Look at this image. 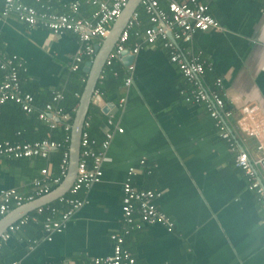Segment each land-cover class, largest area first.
Returning <instances> with one entry per match:
<instances>
[{
    "label": "crops",
    "instance_id": "crops-1",
    "mask_svg": "<svg viewBox=\"0 0 264 264\" xmlns=\"http://www.w3.org/2000/svg\"><path fill=\"white\" fill-rule=\"evenodd\" d=\"M44 1L61 14H72V3L80 5V16L96 11L89 0ZM197 1L208 5L209 14L219 27L197 32L191 42H179V47L188 57H199L205 67L201 84L207 90L218 91L228 110L237 112L252 105L264 114V0ZM27 2L34 4L32 0ZM3 4L4 0H0V50L23 61V88L39 93L62 88L75 73L71 66L82 46L78 37L29 27L14 16L4 18ZM160 6L167 10V1ZM145 25L141 19L140 30L150 26ZM102 43L97 38L92 41L95 47ZM95 57L96 53L93 60ZM87 59L84 57L81 63L86 82V63L91 61ZM131 64L135 68L130 86L123 82L113 94H103L98 89L107 70L121 67L128 76V66L122 59L111 67L105 66L96 87L95 97L103 100L100 103L96 98L97 103L91 104L95 105L93 124L102 133V138L96 140L103 141L110 117L113 140L106 152L102 178L80 192L85 205L60 233H52L51 241L44 227L37 225L41 215L9 240L0 239L4 247L0 262L93 264L97 258L111 256L110 236L123 227L122 188L129 168L135 167L133 184L138 189L161 193L155 203L174 222L172 232L160 225H143L126 238V248L136 264H264V204L256 191L250 190L244 172L236 167V153L220 137L217 121L206 103L186 101L195 85L170 62L169 50L161 42L142 44ZM218 79L222 81L220 88L216 85ZM118 128L123 132L119 133ZM233 134L252 159L260 156L255 140L237 131ZM45 161L29 158L11 165L0 159V193L16 189L25 199L29 198L33 195L32 181L46 167L42 166ZM92 164L89 160L90 167ZM35 201L13 206L0 221ZM38 205L22 217L35 214ZM22 217L12 220L6 229Z\"/></svg>",
    "mask_w": 264,
    "mask_h": 264
},
{
    "label": "built area",
    "instance_id": "built-area-1",
    "mask_svg": "<svg viewBox=\"0 0 264 264\" xmlns=\"http://www.w3.org/2000/svg\"><path fill=\"white\" fill-rule=\"evenodd\" d=\"M130 0H89L88 3L96 7V11L90 18L80 16V6L78 3L71 4L72 14H58L52 11L51 5L44 0H32L34 4H29L27 0H4L2 17L14 16L18 21L29 27H41L50 32L61 35L65 33L75 34L81 42V52L75 58L71 66L73 72L80 69L84 57L91 58L96 53L93 46V39L104 41L110 35V30L117 19L122 15ZM167 10L161 8L159 0H142L140 6L149 17L150 26L143 31L140 30L141 17L137 10L130 17L125 29L119 36L114 49L109 54L105 66L111 67L117 60H122L130 36L134 34L137 42L131 48V55L134 57L142 49V44L153 45L161 42L163 47L169 50L170 62L175 64L182 76L195 85L196 89L191 91L186 97L187 102L206 103L210 115L217 121L220 137L227 141L230 150L236 153L235 165L242 170L248 178L250 190L256 191L260 200L264 204V114L261 110L252 105L242 107L239 111H232L226 108V102L221 94L216 90H207L200 81V77L205 72V67L199 57H188L179 47V42L189 43L197 32H206L219 27L218 22L209 14L208 5L197 0H189V3H180L176 0H166ZM135 66L131 64L127 67V77L125 85L132 83V73ZM24 71V63L16 55L6 56L0 50V72L2 82L0 83V113L8 102H14L21 106L27 114L35 111V99L31 93L25 92L21 86L20 73ZM217 88L222 86L221 79L216 82ZM183 93V91H182ZM188 93H186L187 95ZM54 101H62V92H53ZM124 102V99L121 101ZM40 120L45 121L51 128H55V122L60 119L59 110L49 103L45 110L38 114ZM64 120L68 119L63 115ZM234 120L235 122L230 121ZM113 124L110 117L104 128V140L98 142L92 138L86 127L81 138L80 160L77 167L75 181L70 188V194L74 198L65 199V196L58 198L60 202L66 201L68 211L57 213L55 208L49 206L51 203L37 208L35 214L23 216L0 235L1 241L9 240L12 235L21 231L29 223L37 221V215L45 216L44 229L49 241L52 240V233H60L66 226L70 218L85 205L84 199L77 198V195L89 188L92 184L98 183L103 176V164L107 160L106 152L111 146L113 132L109 130ZM119 133L123 129L118 128ZM234 131L241 133L246 138L255 140L257 151L260 154L256 159H252L248 152L241 149L239 142L235 138ZM71 139V132L70 137ZM69 139V140H70ZM63 144L50 139L34 143H11L0 141V159H27L41 158L47 160L50 153ZM99 148L96 152L95 149ZM89 160L93 161L89 166ZM70 164V147L64 151L62 161L59 166V173L54 174L49 166L41 169L40 176L32 181L33 195L25 199L16 189L1 191L0 193V218L9 214L13 206H21L24 202L35 201L51 192L52 185L61 186L68 175ZM140 164L145 165V160ZM135 167L129 168L128 178L122 188L121 211L123 227L120 232H115L110 236L113 242V254L111 256L97 258L93 264H136V260L126 248V238L131 233L143 225H160L168 232L174 230V222L163 213L155 203L156 198L161 196L151 189H138L132 182V176L136 174ZM65 199V200H64ZM57 216V218L55 217ZM142 223V225H136ZM17 264V263H12Z\"/></svg>",
    "mask_w": 264,
    "mask_h": 264
},
{
    "label": "trees",
    "instance_id": "trees-1",
    "mask_svg": "<svg viewBox=\"0 0 264 264\" xmlns=\"http://www.w3.org/2000/svg\"><path fill=\"white\" fill-rule=\"evenodd\" d=\"M162 1L166 2L165 0H160V3ZM51 8L52 11H54L52 6ZM138 11L140 13L142 23L146 24L145 26H149L150 21L147 14L143 11L141 7L138 9ZM93 13L91 12L90 14L84 16L82 15L81 17L90 18ZM137 41L138 39H136L134 34H132L130 36L127 48L128 49L132 48L135 42ZM87 60H91V58ZM120 68L116 67L112 71L107 70L104 73L103 76H105V81L98 85V89L100 90V92H102L103 94H105V92H109L108 94H113L120 89V87L124 84L123 82H125L126 79L125 77L126 73ZM1 77H3L2 74ZM20 79H21V73H20ZM86 79H87V74L84 72V66L81 65L80 69L77 72L71 73L68 81L65 83V85L62 88L53 91V92L56 91L62 92L64 98L62 101L59 102L54 101L53 92L39 93L35 89H31V90L24 89L21 81L22 89L25 92L31 93L34 96L35 99L34 104L36 109L32 114H27L22 110L20 105L14 102H8L7 104H5L0 113V141H9L11 143H34V142L43 141L45 139H50L51 141L62 143L63 147L53 150L50 153L49 158L42 165V166L45 165L52 167V171L54 172V174H58L59 166L62 161L64 151H68L71 144L69 140L71 127L74 121L77 106L79 104L80 98L83 94L86 85ZM49 103H51L55 107V110H59L61 115V120L58 119L55 122V128H51L48 123L40 120L38 117V114L41 111L45 110L46 105ZM94 108L95 105H92L90 108L89 116L87 118L89 127L88 128L86 127V131H88V133L92 138L100 139L102 138L101 130L97 125L93 124L94 122L93 120H95V113L93 112ZM63 115H67L68 119L64 120L62 118ZM95 151L98 152L99 148H96ZM2 159L6 160L11 165H16L21 161L26 160V159H13V158L11 159L2 158ZM57 188L58 186L54 185L51 187V191ZM64 198L70 199L74 197L71 194H66ZM77 198H80V193L77 195ZM66 201L60 202V200H55L49 206L55 208L56 210L58 209L56 214L59 215V213H64L68 211L69 207L67 206L68 204L66 203ZM49 212H47L46 215L39 216L38 218L39 223L37 224L38 226L44 227V222L46 219L45 216H48ZM55 217L57 216L55 215ZM31 225H35V224H31ZM3 248H4L3 245L0 244V261L3 260V256H2ZM0 264H2V262H0Z\"/></svg>",
    "mask_w": 264,
    "mask_h": 264
},
{
    "label": "water",
    "instance_id": "water-1",
    "mask_svg": "<svg viewBox=\"0 0 264 264\" xmlns=\"http://www.w3.org/2000/svg\"><path fill=\"white\" fill-rule=\"evenodd\" d=\"M142 0H130L127 7L124 9L122 15L117 19L110 30V35L105 39L102 45H97L96 57L93 61L86 63V71L89 73L88 80L86 82L83 94L80 98L79 104L76 109L74 121L71 127V139H70V164L67 177L64 179L61 186H59L53 193H50L42 198L37 199L35 202L28 203L22 208L18 209L16 213H13L0 221V235L5 231L6 226L12 220H15L18 216L25 215L30 209L36 205L42 206L51 201H55L58 198L64 196L72 187L76 175L77 167L80 160L81 152V138L86 126V120L89 113V109L92 103H103L100 96L95 97L96 87L100 76L105 68L106 60L114 49L119 36L125 29L130 17L134 12L139 9ZM134 59L129 50H126L123 57V62L126 66H129ZM97 98V101H96ZM36 207V208H37Z\"/></svg>",
    "mask_w": 264,
    "mask_h": 264
},
{
    "label": "rangeland",
    "instance_id": "rangeland-1",
    "mask_svg": "<svg viewBox=\"0 0 264 264\" xmlns=\"http://www.w3.org/2000/svg\"><path fill=\"white\" fill-rule=\"evenodd\" d=\"M248 142V141H247ZM253 143V141H251ZM249 143V142H248Z\"/></svg>",
    "mask_w": 264,
    "mask_h": 264
}]
</instances>
